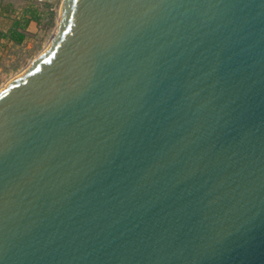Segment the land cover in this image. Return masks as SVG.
Masks as SVG:
<instances>
[{
    "label": "water",
    "instance_id": "95a60500",
    "mask_svg": "<svg viewBox=\"0 0 264 264\" xmlns=\"http://www.w3.org/2000/svg\"><path fill=\"white\" fill-rule=\"evenodd\" d=\"M0 264H264V0H64L0 91Z\"/></svg>",
    "mask_w": 264,
    "mask_h": 264
},
{
    "label": "rangeland",
    "instance_id": "374dc122",
    "mask_svg": "<svg viewBox=\"0 0 264 264\" xmlns=\"http://www.w3.org/2000/svg\"><path fill=\"white\" fill-rule=\"evenodd\" d=\"M21 3L23 7L30 5L31 9L44 10L42 5L37 4L35 0H26ZM52 6L56 15L54 20H48L45 17L41 25L35 22L33 28L30 27L31 36L26 43L15 48L8 47L0 52V91L31 66L49 46L57 31V21L62 3L56 1Z\"/></svg>",
    "mask_w": 264,
    "mask_h": 264
},
{
    "label": "trees",
    "instance_id": "16d2710c",
    "mask_svg": "<svg viewBox=\"0 0 264 264\" xmlns=\"http://www.w3.org/2000/svg\"><path fill=\"white\" fill-rule=\"evenodd\" d=\"M35 2L39 4L38 0H35ZM41 5L44 8L42 11H39L38 8L31 9L32 6L30 7L29 5L24 17L20 20H17L12 29L6 34H1L0 38L6 40L10 46H20L26 43L31 36L30 26L32 22H36L38 25H41L45 17L48 20H54L56 18V15L52 10V5L54 4L40 3V6Z\"/></svg>",
    "mask_w": 264,
    "mask_h": 264
},
{
    "label": "crops",
    "instance_id": "0c3cea01",
    "mask_svg": "<svg viewBox=\"0 0 264 264\" xmlns=\"http://www.w3.org/2000/svg\"><path fill=\"white\" fill-rule=\"evenodd\" d=\"M22 1L26 0H0V35L8 33L15 22L26 14L28 7H23ZM35 22H32L33 28ZM18 45H8L7 41L0 38V52L8 47L15 48Z\"/></svg>",
    "mask_w": 264,
    "mask_h": 264
},
{
    "label": "built area",
    "instance_id": "2783aa9c",
    "mask_svg": "<svg viewBox=\"0 0 264 264\" xmlns=\"http://www.w3.org/2000/svg\"><path fill=\"white\" fill-rule=\"evenodd\" d=\"M56 1L63 3L64 0H38L39 3H50V4H54Z\"/></svg>",
    "mask_w": 264,
    "mask_h": 264
}]
</instances>
